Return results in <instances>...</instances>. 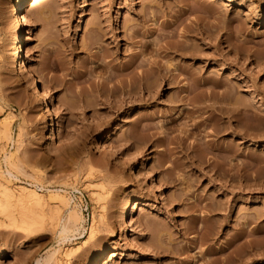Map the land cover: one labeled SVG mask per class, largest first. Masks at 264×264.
Returning <instances> with one entry per match:
<instances>
[{
    "label": "rangeland",
    "instance_id": "obj_1",
    "mask_svg": "<svg viewBox=\"0 0 264 264\" xmlns=\"http://www.w3.org/2000/svg\"><path fill=\"white\" fill-rule=\"evenodd\" d=\"M14 2L0 0V124L14 116L0 174L13 152L21 182L65 191L83 229L58 242L66 209L43 191L30 227L0 210V264L53 251L50 264H96L111 252L108 264H264V0H42L24 12L20 35ZM18 37L61 117L58 135L15 75ZM141 73L130 105L127 83ZM208 91L232 92L237 104L218 137L211 125L202 137L192 129L217 111L182 113L179 101Z\"/></svg>",
    "mask_w": 264,
    "mask_h": 264
},
{
    "label": "bare ground",
    "instance_id": "obj_2",
    "mask_svg": "<svg viewBox=\"0 0 264 264\" xmlns=\"http://www.w3.org/2000/svg\"><path fill=\"white\" fill-rule=\"evenodd\" d=\"M41 1L42 0H15L14 2L15 4L12 7V13H13L12 18L15 24V35H18V34L20 35V19L23 22H26V19L23 15L24 12L27 11L30 7H33L36 4L40 3ZM231 2L232 0H221V3L225 5ZM17 43L19 44L20 49L15 53V55L12 58L15 75L17 76L19 81L23 83L24 82L27 83L29 87L32 89L31 95H32L33 103L37 107L43 110L47 118V121H50V125L53 127L54 133L56 130V133L58 135L62 128L61 117L57 115L56 109L54 107H49L48 104H46V102L43 100L42 92H41L40 85H39V80L28 72V64H29L28 58L25 59V63L24 61H22V58H23L22 45L23 44H21L20 37L17 38ZM175 49H174V52L175 51L177 52L179 50V48H175ZM109 77H111V74L109 75ZM109 77H107V79ZM142 80H143V73L137 75V78L134 77L132 79H129L127 83L128 89H126V93L130 99V101L128 102L130 105H134L133 101L136 99L135 97H133L134 92L132 91H134L136 87L140 86L141 84L140 82ZM167 81L169 83L175 82V76L174 75L168 76ZM145 84H147V82ZM150 87L151 86L149 84L145 86V89L147 90V92H150ZM122 88H124V85L122 86ZM114 89H115L114 85L109 87L107 90L108 91L107 93L108 94L110 93L112 95L114 93ZM233 97H234V94L232 92L223 91L220 93H214L213 91H208V92H203L197 97L190 98L188 101H184L183 97H181L179 101L181 102L180 105L185 106V108H183L182 110V113H186L188 110L197 111L202 108H208L211 111H217L218 114H217L216 120H211V115L209 114L210 116H206L205 117L206 119H203V121L200 120L199 122L194 123L192 125V129L195 130L196 132L195 135H199L200 137H202L200 135L201 131H204L207 128V126L211 125L210 133L207 132V135L218 137L221 132H225L228 129H230L231 113L235 109H237L236 100H234ZM12 115L13 114L9 112L7 117L4 120V123L1 122L0 124L1 140L3 137L8 138L7 132H8L9 124H10L9 121L10 119L14 117V116L12 117ZM220 119L225 123V124H222V126H219L220 123H217V121H219ZM224 119H226V121H224ZM206 120L208 121V123ZM3 144H2V148L0 147L1 148L0 150L2 151H3ZM3 153L4 155H3L2 161L6 165V168L2 172V174H0V199H2L3 197V199H6L7 202H2V204L6 203L5 204L6 206H3L4 204L3 205L0 204L1 205L0 208H2V206L5 207L3 208V210L2 209L0 210L2 212L3 211L7 212V210H9L8 214L7 213L6 215L3 214L4 216H7L11 220L9 222L15 223V221H20L22 225L26 224L27 227L28 225L29 227L33 225L35 223L34 222L35 218L40 216L44 212V206L46 205V203L42 197H43V191L44 192L46 191L50 193L48 196L49 198L53 199L54 201L53 203L57 210L59 208L61 209V206L65 207L64 209H66V214L64 216L57 217L58 219H57L56 229L58 231L57 233L59 237L58 242L63 243L66 240L69 241V239L72 236L75 237L76 234H80L79 233L80 230L83 229L82 224H81L83 219L82 217H80V213L78 214L75 208L73 207L69 208V203L71 199L70 197L65 196L66 194L64 196L62 195L63 194L62 192H65V191L59 190V189L58 190L57 189H54V190L44 189L43 186H37L36 184L32 185L31 182L30 184L29 183L25 184L21 182V180L18 177L19 175H17L16 172L14 171L15 169L16 170L21 169V167L14 165L11 161V158H13L12 156L14 155V153L11 151L3 152ZM185 155L187 156L189 160H191V162L194 161V156L192 155L190 156L189 153H186ZM3 176H5L7 179H5ZM12 180L16 181V186L14 184V187H16V189L11 188L9 184V182ZM101 185L102 184H99V187L102 188L103 185L102 186ZM1 201H5V200H0V202ZM11 204H13V206H11ZM8 205H10V207ZM101 205H102L101 208L105 207L104 203H101ZM131 205H132V208H131V211H132L136 209V207L139 204L138 203L130 204L128 208H124L119 218L120 223L126 224L128 220V212L130 210ZM60 248L61 246L59 247V249ZM56 249L58 250V248ZM55 252L57 251L55 250ZM111 253L113 254H111L108 259H106L107 254L105 255L104 253H99L95 259L96 264H108L109 261H111L113 258L116 257V254L114 252H111ZM68 254H66V256ZM53 256H54V251L52 253H47V255H44V257H40L36 259L35 264H50L51 262H53L52 261L53 258H55ZM5 257H7V254L5 253L0 254V259H3ZM207 264H215V263L212 260V261L207 262Z\"/></svg>",
    "mask_w": 264,
    "mask_h": 264
}]
</instances>
